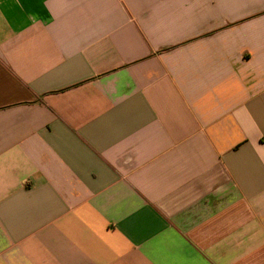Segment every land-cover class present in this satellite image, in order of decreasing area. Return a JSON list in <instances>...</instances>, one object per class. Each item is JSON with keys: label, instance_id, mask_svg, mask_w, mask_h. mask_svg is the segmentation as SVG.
Instances as JSON below:
<instances>
[{"label": "crops", "instance_id": "crops-1", "mask_svg": "<svg viewBox=\"0 0 264 264\" xmlns=\"http://www.w3.org/2000/svg\"><path fill=\"white\" fill-rule=\"evenodd\" d=\"M0 264H264V0H0Z\"/></svg>", "mask_w": 264, "mask_h": 264}]
</instances>
